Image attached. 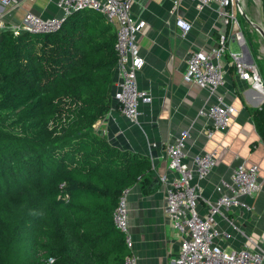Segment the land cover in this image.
I'll return each mask as SVG.
<instances>
[{
  "label": "trees",
  "instance_id": "trees-1",
  "mask_svg": "<svg viewBox=\"0 0 264 264\" xmlns=\"http://www.w3.org/2000/svg\"><path fill=\"white\" fill-rule=\"evenodd\" d=\"M115 38L92 10L0 31V264H123L112 214L151 162L93 127L112 107ZM249 115L264 144V103Z\"/></svg>",
  "mask_w": 264,
  "mask_h": 264
},
{
  "label": "crops",
  "instance_id": "crops-1",
  "mask_svg": "<svg viewBox=\"0 0 264 264\" xmlns=\"http://www.w3.org/2000/svg\"><path fill=\"white\" fill-rule=\"evenodd\" d=\"M175 2L178 9L173 14ZM50 4L56 13L50 12ZM30 11L43 18L60 14L49 0L42 6L34 5ZM222 11L217 5H211L198 12L191 0H135L131 14L140 23L137 45L144 59L136 81L138 88L150 95L151 102L139 105L140 116L135 124L112 106L109 113L93 126L111 145L150 159L151 169L127 192L132 252L143 264H171L180 248L179 239L163 212L164 194L159 177L166 174L165 144L184 130L189 132L185 145L189 158L217 151L215 169L200 182L201 203L215 197L214 186L221 179H228L237 165L258 167L262 190L253 199H245L251 211L234 210L228 216L254 243L264 239V144L249 115V110L264 103V95L236 77L226 54L223 62L225 84L217 94L236 112L229 118L227 131L215 132L207 139L204 134L206 122L198 117V111L212 104L214 97L183 80L189 53L209 52L216 46L219 35L229 31ZM175 17L192 23L188 35L182 36L175 28ZM241 36L238 43L229 44V50L243 54L245 61L256 64L258 56L253 52L254 42ZM220 227L231 236L224 241L226 248L241 247L245 239L238 231L223 222Z\"/></svg>",
  "mask_w": 264,
  "mask_h": 264
},
{
  "label": "built area",
  "instance_id": "built-area-1",
  "mask_svg": "<svg viewBox=\"0 0 264 264\" xmlns=\"http://www.w3.org/2000/svg\"><path fill=\"white\" fill-rule=\"evenodd\" d=\"M35 0H0V31L9 30L14 36L29 32L32 34L49 33L58 29L64 19L80 10L99 13L110 24L116 34L115 51L117 63L112 91V106L130 123L138 121L139 105L149 104L150 95L137 86V74L144 65L139 53L137 36L140 23L131 14L135 0H49L60 13L59 16L43 18L30 10L16 19V12L23 4ZM194 8L201 12L211 5H217L224 24L230 29L220 34L215 47L207 53L191 51L187 59L183 80L206 90L214 101L198 111V117L206 122L204 134L211 139L215 132H225L229 128V118L236 111L217 94L225 84L223 62L228 54L236 77L250 88L264 95V83L255 63L245 61L243 54L231 52L230 43H238L235 14L239 12L238 0H191ZM174 3L172 13L178 9ZM174 26L182 36L192 30V23L182 17H175ZM187 130L165 144L163 158L166 174L159 177L163 190V212L173 232L179 239L180 248L171 264H264V239L260 243L251 241L235 222L229 212L241 210L250 212L251 207L245 199H253L262 190L257 166L237 165L228 179H221L214 186L215 197L201 203L200 182L206 180L216 167L217 151L201 153L188 157L185 151ZM264 152V147H263ZM127 191L119 198L113 211L112 220L116 230L124 235L127 254L123 264H143L133 254V240L129 229ZM220 222L240 233L245 241L239 248H226L225 240L231 236L223 232ZM52 263V260L49 261Z\"/></svg>",
  "mask_w": 264,
  "mask_h": 264
},
{
  "label": "rangeland",
  "instance_id": "rangeland-1",
  "mask_svg": "<svg viewBox=\"0 0 264 264\" xmlns=\"http://www.w3.org/2000/svg\"><path fill=\"white\" fill-rule=\"evenodd\" d=\"M36 2H25L23 4L22 10L16 12V19H21L23 11L31 10L34 5L37 4L38 6H42V4L45 3V0H36ZM241 5L243 6L244 12L248 16V18L264 29V0H241ZM49 10L51 13H56L51 4L49 5ZM235 17L237 20L238 32L246 38V41H252L255 44V49L253 52L256 56H258L255 62L258 67L262 81L264 83V40L259 35V33L253 28V26H251L247 21L244 20L246 17L241 12L239 13V15L238 13L235 14Z\"/></svg>",
  "mask_w": 264,
  "mask_h": 264
},
{
  "label": "water",
  "instance_id": "water-1",
  "mask_svg": "<svg viewBox=\"0 0 264 264\" xmlns=\"http://www.w3.org/2000/svg\"><path fill=\"white\" fill-rule=\"evenodd\" d=\"M240 12H238L239 15ZM245 21H247L251 26H253V28L259 33V35L263 38L264 40V29L261 28L258 24L254 23L251 19H249L248 17L244 19Z\"/></svg>",
  "mask_w": 264,
  "mask_h": 264
},
{
  "label": "bare ground",
  "instance_id": "bare-ground-1",
  "mask_svg": "<svg viewBox=\"0 0 264 264\" xmlns=\"http://www.w3.org/2000/svg\"><path fill=\"white\" fill-rule=\"evenodd\" d=\"M238 3H239V11L247 18L248 16L246 15V13L244 12V8L243 6L241 5V0H238ZM246 7V6H245ZM258 23V22H257ZM262 28V27H261Z\"/></svg>",
  "mask_w": 264,
  "mask_h": 264
}]
</instances>
